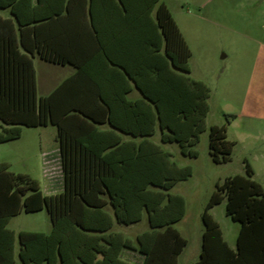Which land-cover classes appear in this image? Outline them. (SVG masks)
Returning <instances> with one entry per match:
<instances>
[{
    "label": "trees",
    "instance_id": "trees-1",
    "mask_svg": "<svg viewBox=\"0 0 264 264\" xmlns=\"http://www.w3.org/2000/svg\"><path fill=\"white\" fill-rule=\"evenodd\" d=\"M0 11H7L0 14V144L19 139L23 127L54 126L63 175L62 192L44 196L37 181L0 162V264H16L10 219L42 210L51 230L17 233L21 264H127L118 258L123 248L137 250L143 264H177L187 240L174 225L186 202L170 191L192 169L177 166L151 138L159 132L162 144L196 158L210 89L188 76L191 51L165 3L0 0ZM103 25L120 27L117 53L105 45ZM34 55L76 72L37 98ZM131 83L139 99L128 98ZM208 137L212 161L228 163L234 143L226 126H211ZM252 176L245 163L244 175L216 184L193 264H264V191ZM224 200L240 226L235 251L209 214ZM145 215L149 230L137 246L111 231Z\"/></svg>",
    "mask_w": 264,
    "mask_h": 264
},
{
    "label": "rangeland",
    "instance_id": "rangeland-1",
    "mask_svg": "<svg viewBox=\"0 0 264 264\" xmlns=\"http://www.w3.org/2000/svg\"><path fill=\"white\" fill-rule=\"evenodd\" d=\"M162 1L191 51L188 76L204 82L210 89L206 129L194 147L196 158L183 156L177 143L162 144L159 132L151 138V141L172 155L177 166H190L192 169V175L178 182L170 192L185 199L186 222L180 224L178 229L189 240L187 252H193L196 248V229L200 225L199 213L215 190L216 183L221 184L228 177L244 175L243 159L255 165L253 158L260 140L242 141L239 136L243 126L252 119L247 111L251 108L262 110L253 120H259L264 125V0ZM32 62L36 73V95L39 98L48 94L60 77L56 78L55 70L44 66V62L38 58L32 59ZM228 122H232L230 138H237V141L231 160L216 164L209 155V129L213 125L227 127ZM0 162L6 163L10 172L27 175L37 181L41 190L48 183L49 163H53L55 171L53 169L52 176L55 183L60 185L53 195L62 192L58 142L53 126L23 127L19 139L0 144ZM216 214L222 220L223 206L218 208ZM232 225L237 227L236 224ZM8 228L16 233L19 230L47 233L51 223L47 212L42 210L20 214L10 221ZM144 228L143 222L131 228L119 229L126 236L134 237L136 232Z\"/></svg>",
    "mask_w": 264,
    "mask_h": 264
},
{
    "label": "crops",
    "instance_id": "crops-1",
    "mask_svg": "<svg viewBox=\"0 0 264 264\" xmlns=\"http://www.w3.org/2000/svg\"><path fill=\"white\" fill-rule=\"evenodd\" d=\"M0 14L3 17H6L7 16V11H0ZM103 26H104L103 27L104 35H108V38L105 39V45L111 49L113 54L115 53L114 49H116V53H117V50L119 48V35H120V31H121L120 27L118 25L110 26V27L108 25H106V26L103 25ZM85 28H84V30H85ZM88 48L89 49H94V46L92 45V47H91V45L89 44ZM118 57H119V55H117V58ZM34 58H38V57L36 55H34L32 59H34ZM38 59L40 61L44 62V64H45L44 66H48V68L50 70L52 68H53L52 70H55L56 78L60 77L58 82H57V84L52 88V90H50V92L53 91L63 80L69 78L70 76H72L76 72L75 68L70 66V65H58V64H53V63H49V62L43 61L40 58H38ZM61 72H64V74H61ZM59 75H62V76H59ZM35 78H36V73H35ZM131 86H132V90L128 94V98L130 100L139 99L141 97L139 91L134 87L133 83H131ZM247 111H248V113L250 115H252V119L250 120V122L247 123V125L243 126L242 132L240 133L239 137L242 139V141L245 140V139H257L258 138L257 140H260V143L258 144L256 155L253 158V160L255 161V165L252 162H249L248 160L243 159V161H244V164H243L244 165V172H245V163H247L249 165V167L251 168L252 172H253L252 179L255 182H257L258 184H260L262 189H263V191H264V133H263L264 125H262L261 122H258L259 120H257V121L253 120V119H256V115H258V112L259 111L262 112V110L261 109L257 110V108L255 107V109L251 108V109H249ZM231 125H232V122L228 123V125L226 127V136H227V140L228 141L233 142L235 144L236 141H237L236 140L237 138H234V137L230 138V127H231ZM54 128L56 130V138H57V142H58V162H59V170H60V174H61V178H62L61 189L63 190V175H62L61 162H60L59 140H58V136H57V129H56V127H54ZM102 128H106V126L104 125V126H102ZM128 139H129L128 136H124V140H128ZM52 164L49 163V166H48L47 173L49 174V179H47L48 183L46 184L45 189L41 190V188L39 186L40 191L42 192V194L44 196L53 195V192L57 191V189L60 187L59 183L58 184H57V182L55 183V178L52 176L54 174V171H55V169H54L55 166L53 167ZM53 169H54V171H53ZM216 184H219V183L217 182ZM220 206H223V208H224V215L221 216L222 220H220L218 218L217 214H216L217 210H218V208ZM225 206H226V200L222 201L219 205H217V206L213 207L212 209H210L209 210V214L213 218V220L218 223V225L220 227V230L222 232L223 239L227 243L228 247L231 250L235 251L236 250V239H237V235H238L240 226H239L238 223L233 222L230 219V217H228L226 215ZM204 207H205V205L203 206V210H204ZM203 210H201V212L199 213L200 225L196 229V236H197L196 237V248L194 249L193 252H187L188 247H189V240L178 229V226L180 224H185V222H186L185 220H186V216H187V206H186V210H185V214H184L183 218L174 225V227L179 232V234L184 239L187 240V245L183 249L182 253L179 255L178 260H177V264H193V263L197 262L200 259V253H201V247H202V235H203V231H204V226H203L202 219H201V215L203 213ZM19 215H17V216H19ZM17 216H15L13 218H16ZM13 218H11L10 221ZM228 220H230V222H232V223H229ZM10 221H9V223H10ZM143 222L145 223V228L143 230L139 231V232H136L134 237L126 236V233L122 232L123 230L119 229L120 227L131 228V226L139 224V223H143ZM232 224H236L237 227H235ZM116 228H118V229H116ZM50 230H51V228H50ZM148 230H149V227H148V222H147V216L146 215L138 223H135V224H132V225H129V226H123V225H119L117 223H114V225H113V227L111 229L112 232H120V233H122L123 236L125 238L129 239L134 246H137V242H136L137 236L139 234L145 232V231H148ZM20 231H25V230H19L18 232H20ZM49 232H47V233H49ZM17 233H16V241H15V249H14V251H15V260H16V264H21V262H20V260L18 258L19 244H18V239H17ZM118 258L121 261H123V262H125L127 264H143V261H144V256L142 254H140L137 250L128 249V248H123L121 250Z\"/></svg>",
    "mask_w": 264,
    "mask_h": 264
}]
</instances>
